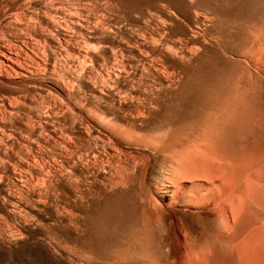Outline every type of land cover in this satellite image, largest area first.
<instances>
[{
    "label": "rangeland",
    "instance_id": "obj_1",
    "mask_svg": "<svg viewBox=\"0 0 264 264\" xmlns=\"http://www.w3.org/2000/svg\"><path fill=\"white\" fill-rule=\"evenodd\" d=\"M263 29L264 0H0V264H76L80 242L126 262L150 237L159 251L152 189L226 85L211 46ZM169 102L182 112L159 131Z\"/></svg>",
    "mask_w": 264,
    "mask_h": 264
},
{
    "label": "bare ground",
    "instance_id": "obj_2",
    "mask_svg": "<svg viewBox=\"0 0 264 264\" xmlns=\"http://www.w3.org/2000/svg\"><path fill=\"white\" fill-rule=\"evenodd\" d=\"M217 29L216 27V31ZM170 42L168 44H171ZM209 44L211 45V42ZM211 47L217 52L220 51L219 54L216 53L217 58L216 55L215 58L211 56L214 58L211 63L216 74L226 82L224 91L214 90L208 120L200 130L197 140L177 154L178 160L170 173L163 177V184L153 188L151 192L154 207L162 214L168 226L160 235L161 251L157 250L155 238L150 237L146 257L126 262L120 259H106L89 244L80 242L75 245V251L70 249V254L77 257V263L83 261V264H264V104L260 102L263 98L258 100L257 97L259 87L263 86L264 89V39L257 38L246 44H236L229 39L216 41ZM172 49L169 47V51ZM177 50L174 53H177ZM184 52L181 54L184 55ZM168 58V55L164 56V64H167ZM174 74L176 75V72ZM178 83L182 84L181 81ZM163 92L164 90L161 93ZM159 110L163 121L160 123L159 131L166 129L172 131L182 112L181 107L169 102L160 104ZM188 218L205 226L206 232L203 231L204 234L201 235L195 233L191 227L193 223L190 225ZM153 220L155 222L152 223H156V219ZM161 221L163 223V220ZM75 262L73 261V264Z\"/></svg>",
    "mask_w": 264,
    "mask_h": 264
}]
</instances>
